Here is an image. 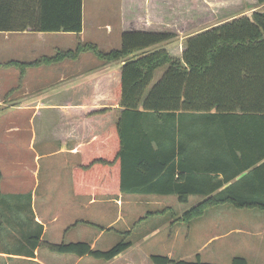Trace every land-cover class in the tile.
Wrapping results in <instances>:
<instances>
[{"label":"trees","instance_id":"16d2710c","mask_svg":"<svg viewBox=\"0 0 264 264\" xmlns=\"http://www.w3.org/2000/svg\"><path fill=\"white\" fill-rule=\"evenodd\" d=\"M25 29L80 32L82 0H0V31ZM174 37L127 30L118 48L102 51L94 43H78L53 56L88 50L101 60H123L108 72V89L102 86L107 104L117 101L121 107L119 117L82 146L81 160L72 167L74 192L173 194L180 202L201 196L174 219L184 222L217 204L264 209V8L186 37L179 57L159 45ZM110 111L106 105L88 112L95 117L94 131L109 122ZM66 122L63 115L59 125ZM41 233L39 225L38 233L27 237L32 253L43 242ZM130 245L120 241L99 250L83 241L48 243L54 252L102 260ZM150 260L216 264L155 254ZM231 264L247 262L234 257Z\"/></svg>","mask_w":264,"mask_h":264},{"label":"crops","instance_id":"0c3cea01","mask_svg":"<svg viewBox=\"0 0 264 264\" xmlns=\"http://www.w3.org/2000/svg\"><path fill=\"white\" fill-rule=\"evenodd\" d=\"M117 3L119 23L114 37L112 26L98 20L100 2L87 7L84 0L80 32L0 31V196L23 194L28 176L37 171L29 160L30 151H35L37 160L49 152L40 153L36 149H44L49 141H58L72 161L80 162L82 146L115 124L119 117L121 107L117 101L107 104L103 87H108V72L118 69L123 60L96 61L83 54L88 50L57 60L53 56L59 45L72 49L68 46L72 41L87 43V38H93L106 46L113 42L118 48L122 32L145 30L173 33L181 39L183 49L186 37L264 7L256 0H118ZM106 105L111 106L109 122L94 131L95 117H89L88 112ZM63 115L67 116V122L60 126ZM24 133L27 141L22 138ZM9 179L16 181L12 183L14 187L8 185ZM99 195H115L113 202H120V196L131 194H93ZM32 213L33 221L44 223L36 209ZM7 218V206L0 203V230L6 229L2 223ZM9 234L10 230L0 233V264H50V256H55L45 253L40 246L32 253L26 237ZM132 245L99 264H153L151 254L132 251Z\"/></svg>","mask_w":264,"mask_h":264},{"label":"rangeland","instance_id":"374dc122","mask_svg":"<svg viewBox=\"0 0 264 264\" xmlns=\"http://www.w3.org/2000/svg\"><path fill=\"white\" fill-rule=\"evenodd\" d=\"M99 2L101 13L98 20L112 26L114 37L119 23L118 0H84L87 7ZM87 39L86 42L96 43L102 51L116 45L111 42L106 46L96 39ZM76 42L72 41L68 46L74 49ZM166 42L162 45L167 51L179 57L181 39L175 36ZM62 49H67V45H59L55 53ZM83 54L98 61L92 52ZM165 67L156 68L152 82L161 76ZM22 138L28 140L25 133ZM47 143L49 145L46 144L44 149L39 147L36 150L49 153L40 155L37 160L34 159L35 151H30L29 160L37 171L28 176L23 194L0 196V202L7 206L8 216L2 223L7 230L2 227L0 233L10 230V237L17 234L27 238L37 234L39 225H42L40 240L43 242L39 246L45 253L55 255L50 256V264L102 263V259L90 255L58 253L48 247V243L78 241L87 242L99 250L127 241L132 242V251L166 255L174 260L231 264L234 257H242L247 264H264V209L217 204L207 207L189 222H179L174 219L202 200L201 196L190 195L185 202H180L173 194H131L120 196V202H113L115 195L75 193L71 169L79 161H72L67 150L60 149L58 141ZM15 182L12 179L7 181L13 187ZM103 198L108 200L100 201ZM86 202L87 206L84 205ZM33 206L44 223L33 221Z\"/></svg>","mask_w":264,"mask_h":264}]
</instances>
